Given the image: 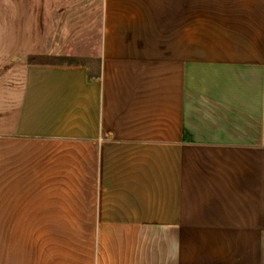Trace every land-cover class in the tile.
I'll list each match as a JSON object with an SVG mask.
<instances>
[{
    "label": "crops",
    "instance_id": "1",
    "mask_svg": "<svg viewBox=\"0 0 264 264\" xmlns=\"http://www.w3.org/2000/svg\"><path fill=\"white\" fill-rule=\"evenodd\" d=\"M101 4L96 60L1 53L0 264H263L264 0Z\"/></svg>",
    "mask_w": 264,
    "mask_h": 264
},
{
    "label": "rangeland",
    "instance_id": "2",
    "mask_svg": "<svg viewBox=\"0 0 264 264\" xmlns=\"http://www.w3.org/2000/svg\"><path fill=\"white\" fill-rule=\"evenodd\" d=\"M101 12V0H0V58L1 53L7 54L4 47L10 49L15 45L18 49L9 51V58L30 53L34 57L31 60L37 62L68 59L72 63H83L92 55L96 60ZM5 26L9 29L25 26L37 33L5 35L1 32ZM27 49L30 51L26 52ZM7 69L0 65V75ZM18 72H22V68Z\"/></svg>",
    "mask_w": 264,
    "mask_h": 264
},
{
    "label": "trees",
    "instance_id": "3",
    "mask_svg": "<svg viewBox=\"0 0 264 264\" xmlns=\"http://www.w3.org/2000/svg\"><path fill=\"white\" fill-rule=\"evenodd\" d=\"M31 62H32V60H31ZM263 264H264V262H263Z\"/></svg>",
    "mask_w": 264,
    "mask_h": 264
}]
</instances>
